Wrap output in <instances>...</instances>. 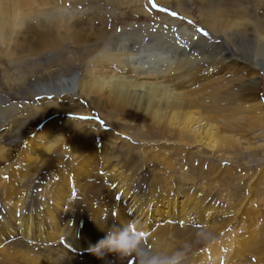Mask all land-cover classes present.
Listing matches in <instances>:
<instances>
[{
    "label": "rangeland",
    "instance_id": "obj_1",
    "mask_svg": "<svg viewBox=\"0 0 264 264\" xmlns=\"http://www.w3.org/2000/svg\"><path fill=\"white\" fill-rule=\"evenodd\" d=\"M85 1L95 4V10L101 8L100 15L112 28L111 35L136 25L167 24L164 17L168 16L215 41L198 20L186 18L157 0ZM185 3L190 4L191 10L195 7L194 0ZM97 25L104 27L105 23ZM142 33L135 31L125 37L137 39L134 41L139 46ZM87 68H83V74ZM5 72H0L1 83L5 82ZM261 75L264 76L262 72ZM230 76L234 74H221L198 86L196 99L200 110L235 107L231 116L220 113L218 121L195 115L199 119L184 118L185 122L178 127V118H174L165 132L159 130L150 138V132L141 135L128 126L139 121L134 115L114 107L102 94L94 93L93 101L81 103L79 109H84V114L73 117L72 127L67 130H59L56 125L50 127L58 135L53 138L58 141L56 148L67 150L59 158L61 168L38 161L35 166L20 170L24 162L15 155L13 164L17 172L5 174L2 180L0 264H141L153 258L174 260L175 264H264V108L248 115L235 106L233 92L237 88L230 82ZM259 96L264 104L263 84ZM23 102L15 101L10 111L0 109V123L13 124L18 117H31V130L38 123L47 122L49 118L40 122L41 117L37 118ZM186 125L199 128L200 133H184ZM218 127L221 137L217 136ZM206 130L213 134L208 135ZM35 155L41 157L42 153ZM107 159L115 163L114 170L102 167ZM87 166L100 170L104 178L96 179L95 187L83 193L78 190L77 172ZM141 176L149 181L144 187L147 195L158 199L161 208L169 202L180 208L187 201H198L207 208L208 221L197 224L176 221L165 229L161 222L134 231L126 220L132 218L129 213L132 211L126 213L122 209L117 188L122 183L131 187ZM219 212L223 215L215 216ZM20 217L31 219L33 225L30 236L15 242V237L9 235L10 229L3 226L9 221L16 223ZM39 224L44 231L35 238ZM112 226L130 227L136 234L139 243L133 253L109 252L101 259L92 252H84ZM38 242H42L40 248Z\"/></svg>",
    "mask_w": 264,
    "mask_h": 264
},
{
    "label": "bare ground",
    "instance_id": "obj_2",
    "mask_svg": "<svg viewBox=\"0 0 264 264\" xmlns=\"http://www.w3.org/2000/svg\"><path fill=\"white\" fill-rule=\"evenodd\" d=\"M157 1L186 18L198 20L215 41L168 16L164 17L167 24L136 25L111 35L112 28L100 15L101 8L95 10V4L85 0H0V72L6 71L5 82H0V109L10 111L15 101H24L28 110L41 117L40 122L55 115L31 130V117H18L13 124L0 123V195L3 176L17 172L15 155L24 162L20 170L38 161L61 168L59 158L67 150L56 148L58 141L53 138L58 135L50 127H72L73 117L84 114V109H79L81 103L93 101L94 93L134 115L140 122L132 121L128 126L141 135L150 132V138L159 130L165 132L174 118H178L180 127L184 118L199 119L195 115L218 121L220 113L234 114L231 109L235 107L230 106L199 109L198 86L221 74H234L230 82L237 88L233 92L235 106L248 115L264 108L259 96L260 85L264 86V0H194V12L185 3L188 0ZM97 21L105 23L104 27H99ZM135 31L143 32L139 46L137 39L125 37ZM148 34L151 37L144 41ZM220 131L218 127V137ZM183 132L195 135L200 129L186 125ZM37 153H42L41 157ZM112 161L107 159L102 167L114 170ZM87 167L77 172L78 190L83 193L95 187V180L102 176L100 170ZM139 179L131 187L122 183L117 188L122 209L132 211V218L126 220L134 231L161 222L165 229L176 221H208L207 208L198 201H187L180 208L169 202L161 208L159 200L149 197L144 189L147 178ZM221 215L219 212L215 216ZM7 225L3 227L10 229V237L21 242L30 236L33 224L31 219L20 217ZM43 231L39 224L34 237ZM38 243L40 248L42 242Z\"/></svg>",
    "mask_w": 264,
    "mask_h": 264
},
{
    "label": "clouds",
    "instance_id": "obj_3",
    "mask_svg": "<svg viewBox=\"0 0 264 264\" xmlns=\"http://www.w3.org/2000/svg\"><path fill=\"white\" fill-rule=\"evenodd\" d=\"M138 243V238L131 231L130 227L117 228L116 226H112L102 239L90 247V251L101 259L109 252L129 255L137 249ZM141 264H175V261H160L153 258L141 261Z\"/></svg>",
    "mask_w": 264,
    "mask_h": 264
},
{
    "label": "snow or ice",
    "instance_id": "obj_4",
    "mask_svg": "<svg viewBox=\"0 0 264 264\" xmlns=\"http://www.w3.org/2000/svg\"><path fill=\"white\" fill-rule=\"evenodd\" d=\"M173 14L175 15V13H173ZM200 31H201V32H203L204 30H203V29H201ZM205 34H207V33H205Z\"/></svg>",
    "mask_w": 264,
    "mask_h": 264
}]
</instances>
